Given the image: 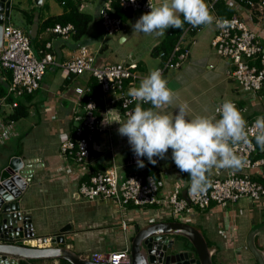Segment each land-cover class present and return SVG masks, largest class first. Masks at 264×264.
<instances>
[{"label": "built area", "instance_id": "2783aa9c", "mask_svg": "<svg viewBox=\"0 0 264 264\" xmlns=\"http://www.w3.org/2000/svg\"><path fill=\"white\" fill-rule=\"evenodd\" d=\"M112 1H116L123 11L133 13L150 11L148 0H135L134 3L132 0H104L105 4L99 7L98 16L106 36L123 30L122 20L111 13ZM239 1L228 0L234 10L240 4ZM60 2L62 5L65 4V0ZM243 3L247 7L253 6L250 0H245ZM209 9L212 10V3ZM258 9L259 12L264 11V0H259ZM216 18L219 17L216 16ZM224 19L231 22V27L223 31L214 23L215 35L211 45L219 56L231 60L232 69L229 71V79L234 80L238 85L239 100L253 99L264 87V50L258 43L255 32L237 13ZM200 27L202 25L188 26L174 43L170 54H166L163 50L159 51L158 58L163 65L158 69L162 74L168 69L180 67L190 52L189 47L184 44L185 36L189 32L199 31ZM46 31L67 39L75 33L76 29L71 23H55L47 27ZM46 45L45 49L39 50L40 56H38L31 47L30 38L21 28L9 22L2 27L0 71L8 72L10 79L6 93L0 95V145L17 136L14 121L9 118L18 105L17 98L34 93L39 88L48 65L54 63L52 53L46 51L50 43ZM94 62L95 55L88 47L79 45L77 54L72 59L58 64L67 74L88 73L100 86L103 107L98 109L95 99L91 96H88L84 104L79 103L78 109L72 116L73 135L70 134L59 145V151L63 157L72 160L79 174H85V179L78 184V191L84 200L87 202L109 200L120 209L128 204L134 207L163 206L168 209L166 215L179 223L191 222L190 214L193 208L204 210L212 204L224 207L241 198L257 203L264 202V182L253 179L248 172V170L264 167V158H253L258 147L255 146L251 132L249 133L251 143H241L235 149L236 154L246 161L245 166L240 169L243 172L234 169L215 170L209 177L211 186L203 194L189 195L190 180L185 181L182 186L174 185L171 190L162 188L160 179L147 174L145 166L143 168L137 166V157L132 150L127 154L123 164L119 165L116 162L115 149L110 146L107 167L103 171H90L89 165L93 160L92 144L96 141L95 136L103 133L101 112L106 114L115 102H119L123 115L126 117L127 113L132 111V105L135 102L129 103L131 98L124 90L125 82L132 85L139 78L138 64L135 62H115L99 66ZM231 101L239 110L242 109L244 112L247 109L246 106L241 107L238 100ZM222 102H217L216 107ZM6 106L8 110L5 109ZM97 110H99L98 115ZM259 116L264 115L245 119L247 126L251 128ZM217 118H219L218 114ZM139 159L143 160V157ZM72 168L68 166L65 170L70 174L73 172ZM183 191L185 197L182 194ZM155 218H149L148 223H155ZM120 227L125 230L127 223L122 220ZM129 250L125 248L109 252H94L89 255V259L94 263L128 264Z\"/></svg>", "mask_w": 264, "mask_h": 264}, {"label": "crops", "instance_id": "0c3cea01", "mask_svg": "<svg viewBox=\"0 0 264 264\" xmlns=\"http://www.w3.org/2000/svg\"><path fill=\"white\" fill-rule=\"evenodd\" d=\"M214 1L215 0H205L209 8L210 4ZM102 4H105L104 0L99 1L98 6L96 8L95 18V23L98 26V30L101 32L99 36V41H102L98 52L92 51L88 47V45L80 41V39H74L73 35H71L67 39H64L53 33L47 32L46 28L50 25L42 27L41 24L48 17L42 20H38L39 23L37 22V24L28 22V24L31 26L29 30L31 35H28L24 31L23 32L30 38V44L32 49L33 47L36 48L38 51V56H40L39 50L45 49L47 46L46 44L50 43V47L47 48L46 51L52 53L54 63L48 65L47 69L50 71V73L46 77H44L46 73L44 74L40 82V86L35 91V93H33L30 98H27L24 95L19 97V99L22 100V102H25V105L28 106L29 114L27 116L37 115L38 123L41 119L45 121H50L52 123V126L50 127L51 129L49 130V135L57 137V148L54 152L46 150V148H44L42 145H36L37 151H31L34 149L28 150L24 148V142H22L23 135H28L26 134L27 131L29 133V131L33 129V127L27 129V131H25V134L18 132V130L15 128L17 136L13 138L17 139V143L22 144V148L13 147V149L9 147V140L4 144L0 145V148L2 147L0 151V159L5 160L6 162L3 164V162L0 161V170H2L8 165L7 161L10 159V157H19L23 159L24 162L27 163V167L31 169V171H33L32 176L30 178V182L27 184V189L32 182V184L35 183L37 185L38 193H40V200L38 201V199H36L35 201L37 204L40 203L42 205H39L38 207H33L27 204L28 202H31L28 200V198L30 196L33 197L32 191H28L27 189L25 190L23 195H21L22 201H20V205L22 207V211L26 215L31 216L34 225L35 236L38 237L43 235H53L61 227L69 224L71 227L69 233L65 235V241L73 252L77 253L85 259H89V255L94 252H109L114 249L116 250L125 248L130 249L131 240L134 237L135 233L142 227L146 226V223H148V219L151 217H157L155 218V223L176 222L174 218L166 215L168 209L163 206H144L152 208L154 210L152 214H148L147 210L142 209L143 207H139L137 209L133 205L128 204L123 209H120L118 206L113 204L112 201L105 200L113 204L115 208H117L115 210L119 212V214L117 215V220L119 222L116 224V227L120 226L122 220L127 223V227L125 230L120 227L123 235L122 239L119 240V245H117L116 247H112L107 244L102 247L93 246L86 250H82V247L78 246L77 243L74 242L75 237H77L80 231L78 230V228L74 227L75 220L71 217L68 218L66 217V215H64V211H66L67 209H70L71 212H73L75 210V206H78L79 204L83 203L81 201L87 202L82 198L78 191V184L81 180L85 179V174H79L77 171V166L73 165L72 160H67L63 157V155L59 151V145L60 142L66 137H68L73 130L72 116L78 109V104L81 102L80 99L82 94L85 90L88 89L87 81L90 75L88 73H84L82 75L67 74L64 69L61 68L58 64L72 59L77 54V49L79 45H86L88 49L95 55V65L99 66L104 63L108 64V62L103 61L104 58L99 56L97 57V53L100 54L103 51L102 49L107 47L106 41L108 39V36L104 35L103 29L101 28L99 22L98 10L99 7L102 6ZM62 12L54 16H57ZM82 12L87 13L85 11ZM235 12L246 22L247 26L255 32L258 43L264 50V11H258L253 14L251 13L250 9L246 7V5L240 3L238 7L235 8ZM136 13L138 12L132 14L130 13V15L125 18L123 23L129 17L135 16ZM212 15L216 17L214 13H212ZM169 30L170 28L167 29L165 37L167 36ZM214 35L215 26L213 23L212 25H202V27H200V30L195 32L190 39L185 36L184 44L187 45L190 49L189 55L180 65L179 68L181 70L179 71V73L172 76L171 83L167 84V86L169 85V88L176 93L177 99H181V95L186 92L187 94H190L194 87H196L197 89L196 94H193L194 97L200 96L206 92V96L209 94L213 95L215 91H219L221 89V86L223 87V93L226 91V80H230L229 71L232 69L231 60L224 57H219L217 53H213L211 51L205 52L204 56L200 55V53L202 52H199L201 49L203 51H206L208 46H212L211 41ZM119 38L121 41L126 40L125 34H120ZM163 39H161L160 42ZM160 42H158L156 45H158ZM193 47L197 49L196 52L193 53L194 55L192 54ZM206 61H213L214 63L207 64L208 67H212L208 68L207 71L201 69V65L204 64ZM120 62H135L138 64V71L145 70V67L140 65V63L133 58L127 61ZM162 65L163 63L161 61L160 66L154 67L153 69H158L162 67ZM207 65L205 66L206 68ZM145 73L146 75H140L136 82L132 85L126 83L124 87L125 92L128 93L129 88L132 86H138L140 81L148 75L147 72ZM166 73L167 70L163 75L167 80ZM80 76H84L83 80L79 78ZM9 79L10 75L8 72L3 70L0 71V82H2L6 86V89L9 83ZM255 101V104H253L251 99L238 100V104L241 107H247L244 112L240 108V112L243 115L244 119L252 118L256 115H264V87L262 88L260 93L255 96ZM217 102L219 101L215 100L212 101V103H209L206 98L203 102L198 101L193 108V111H195L194 114L213 115ZM257 105L261 107L255 109ZM249 106L253 109H250V111L248 112ZM100 107H103V104ZM134 107L135 105L133 106V109ZM165 107L167 108V106ZM207 112L211 113L208 114ZM100 117L103 133H99L97 135L96 141H94L91 147L93 160L89 165V169L93 172L103 171L109 164L108 148L110 146L115 149L116 162L117 157L119 155L125 154V159L127 154L132 150L128 142V138L126 136H121L118 133V128L120 127V124L117 121H123L124 119H126L118 103H116L109 111H106V114L104 112H101ZM17 121H14V124ZM34 125H37V123L34 122ZM59 128H61V130H58ZM33 140L35 142L38 141L37 135L33 136ZM5 148L7 149L8 154L1 153L2 151H4ZM259 151L263 153L261 158H264V151ZM123 162L119 165H122ZM68 166L73 167V172L70 174H68V172L65 170V168ZM215 170L221 169L213 168L209 177L213 174ZM238 172L243 171L239 169ZM248 172L250 173V176L252 178L256 177L257 179H255L259 181V178H262V182H264V167H260L259 169L248 170ZM163 173L166 174L167 172L163 171ZM36 174L37 177H35ZM159 175L161 176V173H159ZM184 183L185 181L182 180L178 170V179L174 181V185L182 186ZM165 184H168V182H161L162 188H164ZM27 195L30 196L28 197ZM95 203V201L92 202L93 205ZM49 209L50 211L48 212L47 210ZM34 210H39L40 213L34 215ZM45 210L47 212H45ZM197 210L201 209L197 208ZM203 212L205 214L206 220L215 218V220L217 221V223L214 225L216 226V235H212L211 233V237L207 238L202 233L204 238L211 244L210 248L214 249L212 256L214 264H258L254 256L251 255V253H248L249 255L242 253V244L245 241L246 233L248 234L250 229H252L256 225L264 223V202L257 203L247 198H241L237 202L231 203L224 207H221L217 204H212L207 209H204ZM245 213L249 219L246 224H249V226L247 225L246 229L242 227V230L240 231V228L236 221L238 216L243 215ZM194 214L195 211L193 208L190 214L191 222L186 224H197L196 218L193 219ZM41 229H45L46 232L42 234L40 232ZM243 232H245V234H243ZM254 240L256 246L259 249L264 247V231L258 233L255 236ZM22 262L25 264H70L67 262H63L61 259H51L44 261L40 259H18V264H21Z\"/></svg>", "mask_w": 264, "mask_h": 264}, {"label": "clouds", "instance_id": "9594fccd", "mask_svg": "<svg viewBox=\"0 0 264 264\" xmlns=\"http://www.w3.org/2000/svg\"><path fill=\"white\" fill-rule=\"evenodd\" d=\"M148 4L150 11L136 21L134 32L163 36L169 28L182 29L185 22L194 27L215 23L223 31L231 27L229 20L212 15L205 0H148ZM127 95L135 107L126 119L117 121L118 133L128 138L137 166H145L141 157L155 165L154 157L163 159L171 149L175 165L190 178L189 195L207 191L213 168L239 170L245 166L246 161L235 149L241 143H251L250 132L255 146L264 151V116L257 117L249 128L236 105L225 99L215 114L189 118V105L174 104L176 93L167 86L159 69L151 70L138 86L130 87ZM142 104L151 107L145 109ZM165 106H174L178 112L161 111Z\"/></svg>", "mask_w": 264, "mask_h": 264}, {"label": "rangeland", "instance_id": "374dc122", "mask_svg": "<svg viewBox=\"0 0 264 264\" xmlns=\"http://www.w3.org/2000/svg\"><path fill=\"white\" fill-rule=\"evenodd\" d=\"M100 0H93V1H85V0H79L77 1L79 4V9L82 11H85L89 13L92 16V20L88 24V28L84 35L81 37L80 41L83 43H86L88 47L92 50L95 51L99 49V47L102 44V41H99V36H100V31L98 30V26L95 23V18H96V8L98 6ZM87 7V8H85ZM65 6L61 4L60 0H42L41 4H35L34 0H10V10H9V15L5 17L3 23H11L14 26H17L21 28L25 33L28 35L30 34V28L31 26L26 23L25 20V15L24 11H27L28 14L32 13L33 16L30 18V22L33 24H37L38 20H42L47 17L54 16L64 10ZM143 15V13H136L135 16L129 17L124 23H123V30L120 33L113 34L108 36L106 45L103 49V51L99 54L97 53V57H102L104 58V62L108 63H115V62H120V61H127L130 59H135L137 62L140 63V65L144 66L145 70H139L138 75H146L149 74L151 70H153L154 67L160 66V59L155 57L152 54V48L160 42L161 39L165 38V35L167 33V30H165V34L163 36H157L155 34H143L141 32H134L133 26L136 23V21ZM39 23V22H38ZM120 34H125L126 40L121 41L119 38ZM188 39L191 38L188 34L186 35ZM105 45V46H106ZM33 50L36 55H38V51L36 48L33 47ZM196 48L193 47L192 49V54L196 52ZM215 52V49L211 46H208L206 51H203L202 49L199 52L200 55L204 56L205 52ZM194 55V54H193ZM216 55V54H215ZM219 56V55H218ZM221 57V56H219ZM213 63V61H206L204 64L201 65V69L207 71L208 67L207 64ZM105 64V63H104ZM207 65V68L205 67ZM181 69L175 68V69H168L167 70V84H170L172 81V76L176 75L179 73ZM45 76L46 77L50 71L47 69L45 71ZM52 74V73H51ZM50 74V76H51ZM81 80H83L84 76L79 77ZM227 83V89L223 93V87L221 86V89L218 91H215L213 95L209 94L206 96L207 92L194 97L193 94H196V87L192 89V92L190 94L184 93L182 94L181 99H176L177 101H174V104L177 103H182L187 102L189 105V111H188V116L191 118L194 116L193 108L194 105L198 102L201 101L203 102L204 99L206 98L209 103H212V101H224L225 99L228 100H239L240 93L238 92V85L234 80H226ZM205 86V85H203ZM169 87V85H168ZM253 104H255V98L251 99ZM260 104V103H258ZM261 106L257 105L255 109L260 108ZM6 110H8V107H5ZM250 109L253 108H248V112ZM161 111H164L166 113H172L176 114L178 112V108H174V106H167ZM208 114L211 112H207ZM38 116L37 115H29L27 117L20 118L14 125L15 128L18 130V132L25 134V131L27 129L33 127L28 133V135H23L22 142H24L23 147L30 150L34 149L31 151H37L36 145H42L46 150L54 152L56 151L55 149L57 148V137L56 136H50L49 135V130L51 129L50 127L52 126V123L50 121H45L43 119L40 120L38 123ZM34 122L37 123V125H34ZM58 130H61L59 128ZM37 135L38 141L35 142L33 140V136ZM8 146L11 148H22L21 143H17L16 138H12L8 142ZM7 146V147H8ZM13 148V149H14ZM2 147L0 148L1 151ZM1 153L8 154L7 149L5 148L4 151ZM125 154H121L117 157V163L121 164L124 160ZM11 159V157H10ZM9 159V160H10ZM154 159L157 160V163L155 165L151 164L148 162L147 157H143V162L144 165L146 166L147 164H151L154 166L158 172L161 173V176L159 179L161 180L162 183L165 181L168 182V184L164 185L165 189L171 190L174 185V181L178 179V168L175 165L173 159H172V150L169 149L168 152L165 155V158L161 159L159 157H154ZM7 161V163L9 162ZM1 162L6 163L5 160H1ZM135 169V168H134ZM1 171V170H0ZM163 171H166L167 173L164 174ZM37 177V174L35 175ZM33 183V182H32ZM30 184L28 187V191H32L33 197L30 195H27L29 201L27 204L33 207H38L39 205L41 206L42 204H37L36 199L38 201L40 200V193H38V187L37 185ZM23 195V194H22ZM20 196V201H22ZM26 199V198H25ZM24 199V200H25ZM83 203L79 204L78 206H75V210L71 212L70 209H67L64 211V215L68 218H72L75 220L74 227L78 228L79 233L77 237H75L74 242L77 243L78 246L82 247V250H86L88 248H91L93 246H104V245H109L112 247H116L119 245V240L122 239V230L120 229V226L116 227V224L119 222L117 220V215L119 212H117L115 209V206L111 204L108 201L105 200H96L95 204L93 205L92 202H85L81 201ZM80 207V208H79ZM139 208V207H135ZM142 209L147 210L148 214H152L154 210L152 208L148 207H143ZM151 209V210H149ZM43 211V210H42ZM48 212L50 211L47 210ZM45 210V212H47ZM195 214L194 218H196L197 224H191L198 230H200L207 238L211 237L212 235H216V226H214L217 221L215 218H211L209 220L205 219V214L203 210H197V208H194ZM39 210H34L33 214L37 215L39 214ZM142 213V212H141ZM248 217L246 216V213L243 215L238 216L237 218V224L240 228V231L242 230V227L246 229L247 225L246 224L248 221ZM143 222V221H142ZM45 223V221H44ZM148 225V223H146ZM36 228V227H35ZM121 230V231H119ZM40 232L44 234L46 232L45 229H41ZM245 234V232H243ZM246 236L245 235V241L242 244V253L249 255L250 251L246 248ZM169 237H172L174 239V248L176 247H184L187 249L191 248L190 242L187 240V238L181 234H171ZM69 238V237H68ZM245 247V248H244ZM115 250V249H114ZM252 255V254H251ZM252 257V256H251Z\"/></svg>", "mask_w": 264, "mask_h": 264}, {"label": "water", "instance_id": "95a60500", "mask_svg": "<svg viewBox=\"0 0 264 264\" xmlns=\"http://www.w3.org/2000/svg\"><path fill=\"white\" fill-rule=\"evenodd\" d=\"M34 3L39 5L42 0H34ZM9 10L10 0H0V48L2 23ZM26 164L23 159L12 157L0 171V264H18V259H61L70 264H105L94 263L69 248L65 241L71 227L69 224L53 235L35 236L31 216L22 211L19 199L33 173ZM182 194L186 196L184 191ZM261 231H264V223L250 229L246 238V248L258 264H264V247L259 249L254 238ZM171 234L185 236L191 249L174 248V239L169 237ZM213 251L207 246L202 232L190 224L149 223L132 238L128 264H213Z\"/></svg>", "mask_w": 264, "mask_h": 264}, {"label": "trees", "instance_id": "16d2710c", "mask_svg": "<svg viewBox=\"0 0 264 264\" xmlns=\"http://www.w3.org/2000/svg\"><path fill=\"white\" fill-rule=\"evenodd\" d=\"M77 1H79V0H65L64 11L57 16L48 17L41 24V26L42 27H46L49 25L52 26L55 23H61V24L71 23L74 25V27L76 29L75 33L73 34V38L76 40L81 39V37L84 35V33L86 32V30L88 28V24L92 20V16L88 13L82 12L79 9V4H77L78 3ZM244 1L245 0H240L239 2L241 4H244L243 3ZM250 1H252L253 6L248 7V8L254 14V13L259 11V9H258L259 0H250ZM111 5H112L111 13L114 16L119 17L122 20V22L125 20V18L128 15H130V13L131 14L133 13V12H128V11H123L121 9V7L117 4L116 1H112ZM210 12L214 13V15H216L217 17L223 18V19L224 18H230L236 14L233 6L227 0H215L212 3V11L210 10ZM24 15H25L24 17H25L26 23L30 22V20H31L30 18L33 16V14L32 13L28 14L27 11H24ZM181 18L183 19L182 16H181ZM188 26H192V25L185 22L182 29L170 28V30H169L170 32H168L167 36L158 45H156L152 48V54L157 58H158V53L161 50H163L166 54H170V51L172 50L174 43L176 42L178 37L184 32V30ZM194 33L195 32L192 31V32H189L187 34L189 36H193ZM163 74H162V76L165 79V76ZM125 85H126V82H125ZM87 87H88V90L83 93L80 103L84 104L85 101L87 100L88 96H91L95 99V101L97 103V108L98 109L102 108V107H100V106H102V100L100 97V86H99L98 82L96 81V79L91 75L88 78ZM260 91L258 93H260ZM4 93H6V86L2 82H0V95L4 94ZM32 94H24V95H25V97L30 98V96H32ZM10 100H12V98H10ZM17 102H18L17 107H15L13 112L9 115V118H11L13 121H17L20 118L26 117L29 114L28 106L25 105V102H22V100H20L19 98L17 99ZM116 103H118V105L120 107V103L115 102L114 104H116ZM134 105H132V110H133ZM142 107L147 109V108L151 107V105L150 104H142ZM122 112H123V110H122ZM98 113H99V110H97L96 114L98 115ZM71 134L73 135V130H72ZM96 138H97V136H95V139ZM259 150L260 149L258 148L257 153H256V155L253 156V158L261 157L263 155V153L260 152ZM145 167H146L145 172L147 174H151L156 179H159V172L154 166H152L151 164H147ZM179 174H180L183 181H189L190 180L188 174L181 172L180 169H179ZM255 178H253V179H255ZM259 179H260V181H262V178H259ZM206 243H207L208 247H211V244L207 240H206ZM62 261L67 262L66 260H62ZM212 262H213V259H212ZM67 263H69V262H67ZM21 264H25V263L22 262Z\"/></svg>", "mask_w": 264, "mask_h": 264}, {"label": "bare ground", "instance_id": "6f19581e", "mask_svg": "<svg viewBox=\"0 0 264 264\" xmlns=\"http://www.w3.org/2000/svg\"><path fill=\"white\" fill-rule=\"evenodd\" d=\"M171 226H165L164 228H170ZM161 229H163V228H161Z\"/></svg>", "mask_w": 264, "mask_h": 264}, {"label": "flooded vegetation", "instance_id": "af4514ba", "mask_svg": "<svg viewBox=\"0 0 264 264\" xmlns=\"http://www.w3.org/2000/svg\"><path fill=\"white\" fill-rule=\"evenodd\" d=\"M4 19H5V17H4ZM4 19H3V21H4ZM4 24H6V23H2V27H3ZM190 249H191V248H190Z\"/></svg>", "mask_w": 264, "mask_h": 264}]
</instances>
